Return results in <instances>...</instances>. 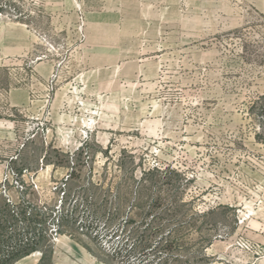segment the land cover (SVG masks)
I'll return each instance as SVG.
<instances>
[{
  "label": "rangeland",
  "instance_id": "rangeland-1",
  "mask_svg": "<svg viewBox=\"0 0 264 264\" xmlns=\"http://www.w3.org/2000/svg\"><path fill=\"white\" fill-rule=\"evenodd\" d=\"M0 221L12 264H264V0H0Z\"/></svg>",
  "mask_w": 264,
  "mask_h": 264
},
{
  "label": "trees",
  "instance_id": "trees-1",
  "mask_svg": "<svg viewBox=\"0 0 264 264\" xmlns=\"http://www.w3.org/2000/svg\"><path fill=\"white\" fill-rule=\"evenodd\" d=\"M3 229H4L3 222L0 221V264H12L14 261L21 258L24 254H28L29 250H28V248L26 250H24V244L25 243L18 236L16 237L14 242H11L9 245H6L5 244L6 241L1 238L2 233L4 231ZM122 244H123V246L126 245L123 242H122ZM28 247H30V246H28ZM31 249H33V248H31ZM138 249H139L138 246L135 244L131 248V250L126 251V253L128 252V254H130L132 252H136ZM161 249H165L164 246L163 247L161 246L159 248V250H161ZM120 251H123V249H121ZM140 264H143V262ZM145 264H149V263H145Z\"/></svg>",
  "mask_w": 264,
  "mask_h": 264
}]
</instances>
